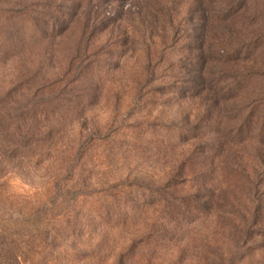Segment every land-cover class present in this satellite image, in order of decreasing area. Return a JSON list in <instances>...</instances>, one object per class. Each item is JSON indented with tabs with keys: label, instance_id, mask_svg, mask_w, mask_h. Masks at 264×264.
Returning <instances> with one entry per match:
<instances>
[{
	"label": "rangeland",
	"instance_id": "1",
	"mask_svg": "<svg viewBox=\"0 0 264 264\" xmlns=\"http://www.w3.org/2000/svg\"><path fill=\"white\" fill-rule=\"evenodd\" d=\"M8 36L0 96L65 106L15 192L44 198L85 145L66 194L87 196L55 213L110 212L78 240L110 264H264V0H0Z\"/></svg>",
	"mask_w": 264,
	"mask_h": 264
},
{
	"label": "trees",
	"instance_id": "2",
	"mask_svg": "<svg viewBox=\"0 0 264 264\" xmlns=\"http://www.w3.org/2000/svg\"><path fill=\"white\" fill-rule=\"evenodd\" d=\"M15 44L14 36L0 39L5 53ZM22 89L21 85L19 89L13 88L0 96V264H110L114 253L112 250L108 253L105 248L106 235L95 248L89 242H78L83 237L81 241H86V233L94 231L89 223L110 230V226L118 222L110 212L95 209L86 214L80 211L74 216L69 214L67 221L74 218V226H66L64 216L55 213L56 209L70 204L76 208L87 196L78 193L69 198L68 184L74 180L82 182L80 178L84 175L89 147L84 145L75 151L63 171L55 176L44 198L36 200L29 194L13 190V178L24 179L29 171L39 169L55 151L54 147H47L44 143L49 138V134L44 133L45 123L51 109L53 114L65 107L59 103L51 105V102L37 101L40 89L31 99L29 89ZM3 141L7 142L6 147L1 146ZM64 174H68L67 184L57 185ZM91 212L94 217L89 215ZM126 257L127 254L122 252L116 264H128Z\"/></svg>",
	"mask_w": 264,
	"mask_h": 264
}]
</instances>
